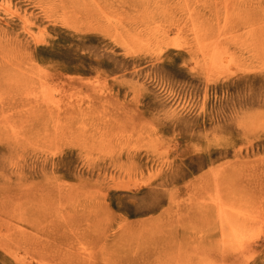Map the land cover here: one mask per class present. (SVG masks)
I'll use <instances>...</instances> for the list:
<instances>
[{
    "label": "rangeland",
    "instance_id": "rangeland-1",
    "mask_svg": "<svg viewBox=\"0 0 264 264\" xmlns=\"http://www.w3.org/2000/svg\"><path fill=\"white\" fill-rule=\"evenodd\" d=\"M229 247L264 264V0H0V264Z\"/></svg>",
    "mask_w": 264,
    "mask_h": 264
},
{
    "label": "bare ground",
    "instance_id": "bare-ground-1",
    "mask_svg": "<svg viewBox=\"0 0 264 264\" xmlns=\"http://www.w3.org/2000/svg\"><path fill=\"white\" fill-rule=\"evenodd\" d=\"M106 29H109L110 25L109 24H104ZM157 61L160 60V56H157L156 57ZM159 63V62H158ZM116 122L115 121H110V120H99V122L97 123V133L103 137V136H106L107 135V132L108 131H105V129H111V130H114L113 127H116ZM159 131V129H157V132ZM85 132H89V131H85ZM83 134H86V133H83ZM89 134V133H88ZM87 134V135H88ZM143 160L144 158L140 157L138 154H133V155H130V156H126V158H122V157H117L113 160H111L108 164H105V163H101V164H97L96 166H94V168H91L90 170L92 171V175L94 176L96 174L97 177L99 176H106L107 175V172H105L107 170V168H115V169H120L122 166H124L125 164H129V165H136L139 167V169L143 168L144 166H147L148 163H143ZM56 164H53V166H55ZM111 166V167H110ZM118 166H120L118 168ZM73 174L75 175V172L73 171ZM177 176V173L173 174V177H176ZM138 209V210H137ZM136 209V212H138L139 210L141 211L142 210V207H138ZM220 212V211H219ZM237 219L239 217L235 216ZM212 218V219H211ZM234 218V219H236ZM207 219H211V224H214V225H218L220 228L229 223L230 220L223 214H218L217 216L215 217H212V216H209L207 217ZM223 229V228H222ZM230 231L235 234L236 232H238V228H237V225H231L230 226ZM214 241V240H213ZM213 242H210L208 240H205V241H202L198 244V250L199 251H202V250H206L207 248L210 249L212 247V245L218 243L217 241L212 244ZM221 243V242H220ZM232 244H236L238 245L239 243L234 240V241H231ZM221 246V248H226L227 246H225L223 243L221 244H218ZM226 251L223 252L225 258H228V262L229 264H234V263H238L235 259L237 256H239L240 254L243 253V250H241V247L237 248V250H234L232 249L231 247L227 248V249H224ZM253 264H258V263H253Z\"/></svg>",
    "mask_w": 264,
    "mask_h": 264
}]
</instances>
